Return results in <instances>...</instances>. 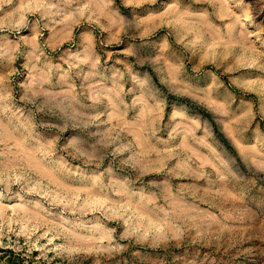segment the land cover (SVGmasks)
Instances as JSON below:
<instances>
[{
    "label": "rangeland",
    "instance_id": "1",
    "mask_svg": "<svg viewBox=\"0 0 264 264\" xmlns=\"http://www.w3.org/2000/svg\"><path fill=\"white\" fill-rule=\"evenodd\" d=\"M0 264H264V0H0Z\"/></svg>",
    "mask_w": 264,
    "mask_h": 264
}]
</instances>
